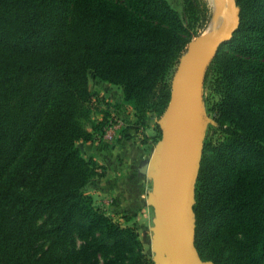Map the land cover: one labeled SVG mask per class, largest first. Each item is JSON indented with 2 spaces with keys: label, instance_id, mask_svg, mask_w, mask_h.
I'll list each match as a JSON object with an SVG mask.
<instances>
[{
  "label": "trees",
  "instance_id": "1",
  "mask_svg": "<svg viewBox=\"0 0 264 264\" xmlns=\"http://www.w3.org/2000/svg\"><path fill=\"white\" fill-rule=\"evenodd\" d=\"M240 26L212 60V109L195 188V244L215 264H264V0H236ZM0 0V264H153L138 232L86 192L106 167L89 72L140 121L164 113L171 79L212 17L198 0ZM91 125L92 131L87 128Z\"/></svg>",
  "mask_w": 264,
  "mask_h": 264
},
{
  "label": "water",
  "instance_id": "2",
  "mask_svg": "<svg viewBox=\"0 0 264 264\" xmlns=\"http://www.w3.org/2000/svg\"><path fill=\"white\" fill-rule=\"evenodd\" d=\"M220 28L191 40L174 71L169 103L158 119L161 138L139 171L153 180L148 203L154 207L153 264H215L204 260L195 244V188L207 124L204 85L219 48L240 26L236 0H215Z\"/></svg>",
  "mask_w": 264,
  "mask_h": 264
},
{
  "label": "rangeland",
  "instance_id": "3",
  "mask_svg": "<svg viewBox=\"0 0 264 264\" xmlns=\"http://www.w3.org/2000/svg\"><path fill=\"white\" fill-rule=\"evenodd\" d=\"M169 1L180 13H184L182 0ZM198 1L202 5L207 4V6L212 10V17L208 25L203 30H198L197 28L198 34L200 33L199 36H201L212 30L220 28L223 23V18L216 12L215 0ZM197 37L198 36L194 37L193 39ZM89 76L91 89L95 92L93 103L97 108L93 114L94 121L103 122L105 124L104 127L116 120L124 121L117 113L119 110L120 112L123 111L128 117L130 116V121L135 123L139 134V140L142 142V144H144V153L143 158L138 161L134 167V174L135 176L138 175V177H136L134 180L133 178H129V176L127 178L123 177V185H118L119 190L122 188H127L126 190L129 191L126 192V190H120L122 193H125L128 200L131 201L130 204L123 206L122 208L119 206L117 207V203H113V198H110L112 196H107V194L102 193V190L104 189H96V186L102 185V183L100 184L101 180H106L108 177V169L105 165L106 174L104 176L94 178L92 180L93 182L91 181V185L89 183L85 190L93 196L94 203L107 215L111 216L114 220L119 221L123 225L132 226L136 229L143 243L145 253L154 263L153 257L155 252L153 251L152 246L154 233L152 227L154 226L155 211L154 207L148 203L149 192L152 191L153 188V180L148 175L141 173L139 168L141 167V162L143 160L150 159L152 157L155 146L161 138V129L158 124V119H160L163 114L160 115L158 112H150L146 120L140 121L134 108L130 104L126 103L122 97H120L119 89L121 88L119 86L101 81L92 71L89 72ZM216 78L217 76L215 75L211 76L207 83L205 79L203 96L206 113L209 117L214 119L215 122L216 112L212 109V107L218 98ZM216 125L217 122L215 124L210 122L207 124L205 131V141L210 140L216 142L224 136L222 131L219 130ZM104 127L101 131L96 132L95 138L104 139ZM87 128L92 131L90 124H87ZM127 193H129V195ZM112 194L113 192L108 193V195Z\"/></svg>",
  "mask_w": 264,
  "mask_h": 264
},
{
  "label": "crops",
  "instance_id": "4",
  "mask_svg": "<svg viewBox=\"0 0 264 264\" xmlns=\"http://www.w3.org/2000/svg\"><path fill=\"white\" fill-rule=\"evenodd\" d=\"M119 90V95L123 98V91L122 89ZM117 113L124 120L125 125L115 140L108 141L94 138L91 141L80 142L79 144L86 157H93L108 169L107 179L101 180L100 184L102 183V185L96 186V189H104L102 193L112 196L110 198H113V203H117L116 206L122 208L130 204L131 201L128 200L125 193L120 191L127 188L119 190L118 185H123V177L127 178L129 176L133 180L138 177V175L135 176L134 174V167L143 158L144 144L139 140L137 127L134 122L130 121V116L128 117L123 111L120 112V110ZM92 182H90V185ZM112 192V195H108V193ZM126 192L129 191L126 190ZM127 194L129 195V193Z\"/></svg>",
  "mask_w": 264,
  "mask_h": 264
},
{
  "label": "built area",
  "instance_id": "5",
  "mask_svg": "<svg viewBox=\"0 0 264 264\" xmlns=\"http://www.w3.org/2000/svg\"><path fill=\"white\" fill-rule=\"evenodd\" d=\"M124 126V121L116 120L104 127L103 138L108 141L115 140Z\"/></svg>",
  "mask_w": 264,
  "mask_h": 264
},
{
  "label": "bare ground",
  "instance_id": "6",
  "mask_svg": "<svg viewBox=\"0 0 264 264\" xmlns=\"http://www.w3.org/2000/svg\"><path fill=\"white\" fill-rule=\"evenodd\" d=\"M222 17V16H221Z\"/></svg>",
  "mask_w": 264,
  "mask_h": 264
}]
</instances>
